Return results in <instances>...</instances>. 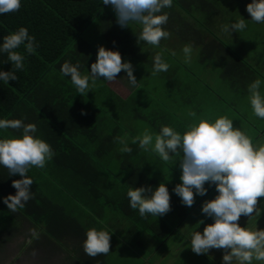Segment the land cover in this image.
<instances>
[{
    "label": "trees",
    "instance_id": "obj_1",
    "mask_svg": "<svg viewBox=\"0 0 264 264\" xmlns=\"http://www.w3.org/2000/svg\"><path fill=\"white\" fill-rule=\"evenodd\" d=\"M218 6L217 0H177L163 12L175 23L180 18L179 34L187 43L188 37H193L196 46L202 48L203 60L208 62L217 54L222 62L236 58L242 67L252 70L248 62L235 54L228 38L230 33L221 32L220 36L209 28L210 17L219 14L217 10L220 12ZM106 8L102 0H22L19 12L0 15V45L4 36L20 27L27 28L38 45L34 54H28L23 46L17 49L25 56L24 69L16 71L18 81L8 84L0 81V119H21L25 124H35L36 133L47 138L55 153L44 169L29 170L27 175L34 181L30 189L34 198L15 213L3 203V198L16 194L12 182L23 177L10 176L0 165V235L3 237V232L9 230V236L3 239L8 242L23 233L21 222L26 220L46 234V238L33 240V245L41 244L49 250H70L77 256L78 264H108L109 254L95 258L85 254L83 242L88 230L77 218L78 210L72 211L64 202L56 203L42 194L39 186L43 176L64 190L69 204L88 211L94 223L102 218L100 210L106 208L133 220L127 197L129 188L146 187L147 182L148 186H157L156 181H149L144 173L140 176L132 171L121 174L117 169L121 166L136 169L140 164L130 165V154L118 150L121 145L115 138L128 130L120 124V119H129L134 113L140 116L142 110L144 115L150 106L141 105L142 110H139L132 104L133 97L124 101L112 90L107 96L101 95L107 101L99 105L85 94L77 93L71 78L60 71L66 61L73 65L79 63L82 74L87 68L91 69L88 60L92 49L84 32L96 21L108 27L111 34L118 29ZM197 14L199 24L195 22ZM194 25L200 27V32L193 31ZM207 38L210 40L205 42ZM12 69L7 54L0 52V71ZM82 111L87 115H82ZM141 121L154 125L147 115ZM20 136L22 130H0V139ZM133 145L139 146V143ZM61 173L62 176L68 173L70 183L73 178L74 184H80L79 189L71 190L69 180L63 179ZM156 221L158 224L161 220Z\"/></svg>",
    "mask_w": 264,
    "mask_h": 264
},
{
    "label": "clouds",
    "instance_id": "obj_2",
    "mask_svg": "<svg viewBox=\"0 0 264 264\" xmlns=\"http://www.w3.org/2000/svg\"><path fill=\"white\" fill-rule=\"evenodd\" d=\"M102 3L111 6L121 28H131L134 24L141 26L139 34L135 33L138 44L144 42L158 48L162 40L171 36V32L165 28L169 15L163 10L171 8L173 0H102ZM21 7L22 0H0V15L19 12ZM246 11L251 16V22L264 24V0H252L247 4ZM247 26V20L241 16L236 22L222 25L221 28L224 33L232 34L244 31ZM21 46L28 54H34L38 47L35 37L29 35L27 28L20 27L3 37L0 52L7 54L13 66L12 71H0V81L6 84L18 81L16 71L24 69L25 56L17 51ZM182 51L185 62L190 63L193 46L186 44ZM172 54L175 55V52ZM80 67L79 63L73 65L66 61L60 71L71 78L81 96L92 92L97 80L113 82L121 72L127 73L132 87L138 85L131 62H124L119 51L103 46L98 48L90 74H82ZM169 67L161 54L157 53L151 75L167 72ZM261 84L262 81L256 79L248 85V91L254 115L264 120ZM81 114L87 115L84 111ZM189 115L196 117L195 112H189ZM233 122L228 116H220L214 122L200 119L198 123L190 124L183 134L170 126H161L158 134L146 129L132 143L138 142L140 149L158 154L164 162H173L175 157H181V183L175 186L173 192L180 197L184 206L192 207L197 195L206 196V184L215 186L218 195L202 205V214L212 218L214 223L205 226L202 233L195 230L190 234V248L195 254L206 255L213 249L223 250V264H264V230L241 227L239 223L241 217H248L250 223L264 213V207L260 205V198L264 197V144H254L250 136L234 127ZM8 129L22 130L21 137L0 139V165L8 170L10 176L23 177L12 182L16 194L3 198V203L15 213L34 198L30 190L34 181L27 175L29 170L33 167L44 169L55 153L49 143L35 136V124H25L21 119H0V130ZM115 141L125 143L119 136ZM121 151L130 154L132 148L125 146ZM127 197L130 208L138 210L145 219L148 216L162 217L172 210L171 195L163 182L155 189L151 186L129 188ZM201 224H204L203 220L196 226L199 228ZM30 234L39 239L36 229H30ZM111 238L106 230L89 229L83 242L85 254L91 258L108 255L111 252Z\"/></svg>",
    "mask_w": 264,
    "mask_h": 264
},
{
    "label": "crops",
    "instance_id": "obj_3",
    "mask_svg": "<svg viewBox=\"0 0 264 264\" xmlns=\"http://www.w3.org/2000/svg\"><path fill=\"white\" fill-rule=\"evenodd\" d=\"M213 16L214 17H210L209 21L208 18H206L209 28L212 29V31H214L215 33H220L221 36V32L223 31L214 29L213 27L214 24H217V19H215V17L217 16ZM239 16L240 14L238 13L237 19ZM172 20L173 19H171V17L169 16V22L165 26V28L166 30L173 32L171 33L172 36H170L169 39L162 40L161 45L163 48L167 46L175 48L178 46V43H180L178 42L179 40L182 42L181 35L179 34L180 18L178 19V21L176 20V23L174 20ZM234 22L236 21H233L232 23ZM248 28L249 27H247V29ZM193 29V31L197 29L200 32V27L196 28V26L194 25ZM239 34L240 32H232V34H229L228 38L231 41V45L234 46L233 49L235 51V54L239 55V57H241L244 62H248L249 66L252 67V70H249L246 67H242V64H240V62H237L235 60L236 58L234 57V59H232V62H230V59L228 58L226 59V61L222 62L221 60H219V55L215 54L213 57H210L207 62L205 61V59L203 60L202 56L204 53L202 54V48L196 46L195 41H193L192 44L194 45V47L200 50V57L197 58V62L202 65H204L203 62L208 63L205 64L207 66H204V71L210 75V80H208V83H203L202 87L199 88L196 81H198L197 79L201 80V78H197L195 74H193L192 76L189 72L187 75L186 73H183V75H185V78H183L181 74L182 72L180 71L172 73L162 72V78L166 79L167 82V93L176 92V96L172 99V101H176V103L178 104L176 105L177 107L184 106V110L178 111V113H180L179 116H181V120L183 121H179L177 116H174L177 121H175L174 118L171 117L173 114H171V112H169V110L167 109V104L161 105L164 106V109H153L152 111L155 112L149 111L151 105L148 104L150 107L148 110H146V113L144 115L143 110L140 107V110H142L140 116H138L137 113H134L133 116L129 117V119H120V124L126 127L128 130L124 131L121 135V138L124 139L125 143L120 144L121 147H119L118 150L121 152V149L123 147H131L132 152L128 157V161L130 162L129 164H139V162L140 164L136 169H125L126 166H121V168H117L119 169L118 172L124 174L125 172L132 171L138 176L144 173L147 178L149 177V181H156L157 186H151L153 189L157 188L162 182L166 183L171 195L172 210L170 211V214L164 215L162 217L148 216L146 219L142 218L139 215L138 210H136L137 213L135 212V210H131L130 212L133 215V220H127L122 215L115 213L107 208V210H100V212L102 213V218L95 223L101 225L102 230H106L111 234V252L117 251L120 252L122 256H128L126 252L129 251V255L133 256L132 261H139L141 264H223V250L213 249L206 255H197L190 248L191 232L198 230L202 233L205 226L214 223V220L212 218H209L206 215L202 214V205L205 201L212 200L216 195H218L215 190V186L206 184L205 187L208 189L207 195L203 197L197 195L196 202L192 207L184 206L181 203L180 197H178L173 192L175 186L181 183L180 176L182 172L179 167V160L181 157H175L173 162H164L160 157L155 158L154 154L151 151L146 152L140 149L139 146L133 145L131 141L137 137V134H134L133 130V120L141 121V118L145 115H147L148 118L154 121L153 126L156 127L158 133L160 132L161 126H170L181 134H183L187 130L190 124L198 123L200 119H206L214 122L215 119L219 118L220 116H228V118L234 121V127L240 128L248 136H250L254 144H264V120L254 115L250 105V93L248 91V85L256 79H260L262 81L260 92L262 95H264V43L257 41V37L256 40L255 38L250 37V39L254 41L256 45H253L252 42L250 52L248 53L247 51L246 53L245 51H241L237 47L238 44L244 41L243 38L239 37ZM173 35L175 36V39H173ZM190 38L191 40H193L192 36L190 35L188 37L187 44H190ZM128 40L130 41V39ZM208 40L210 39L207 38L205 42H207ZM135 45L136 41L131 42V44L129 45L130 49L135 48ZM122 51H124V49ZM191 63L192 61L188 64L191 65ZM214 70L220 71V76H218L214 72ZM121 76V79H118V81L124 88V86L129 84H127L126 82L127 78H125L124 75ZM188 79L190 82H187ZM216 79H218L217 82H220V85L218 84V86L216 83H214ZM110 84L111 82L109 83V85ZM210 86L218 88V93H216V91H213ZM110 89L117 97L123 100V97L117 94V92H115L112 88ZM76 92L78 93V91ZM135 95L136 93H133L131 91V93H129L125 98H132ZM157 106L159 107V103ZM187 107L193 108L191 112L196 113L195 118L189 116L190 110H188ZM172 111L174 110L172 109ZM158 122L160 123V125ZM126 133H129L131 135V138H126L128 137ZM35 136L44 140L45 142L47 140L44 135L40 136L39 134L35 133ZM124 165H126V163H124ZM62 177L66 181L69 180L68 173H65ZM45 179H48L49 181H46ZM79 185L74 184L73 178L71 179V183L69 180L68 186L71 190L79 189ZM146 187H148V182ZM39 188L42 194L44 193L54 202H64V205L66 207L69 206L72 211H76L77 209L79 212V216L82 218V221L85 224L83 225L86 228V231L90 229V224H92L93 228H95L94 221L91 218L90 213H88V211H86L85 209L75 208L76 205H74V203L69 204L67 199L68 197L60 194L64 193V190L61 189L58 184L52 182L49 178H46V176H43V178H41L40 180ZM260 205L261 207H264V197L260 198ZM156 220L161 221L156 224ZM201 220L204 221V224H201L198 228L196 225ZM248 220V217H241L239 221L241 227H249L253 229L258 228L264 230V213H262L261 217L257 218V220H254L250 223H248ZM25 222L29 223L26 220L22 221L21 223L24 225ZM33 228L36 229L35 227ZM37 232L39 234L42 233L41 230ZM30 237L32 238V236ZM128 241L134 242L133 244L135 247L132 246ZM54 252H60V258L61 260H63V264H70L74 259L78 261L77 256L74 255L70 250H67V252L66 250H54ZM68 252H70L71 254H68ZM203 256L206 257L205 260L203 259ZM254 264H258V262H254Z\"/></svg>",
    "mask_w": 264,
    "mask_h": 264
},
{
    "label": "rangeland",
    "instance_id": "obj_4",
    "mask_svg": "<svg viewBox=\"0 0 264 264\" xmlns=\"http://www.w3.org/2000/svg\"><path fill=\"white\" fill-rule=\"evenodd\" d=\"M176 1L177 0H173V4ZM251 2L252 0H217V3L219 5L218 9L220 10V12H218L217 10V13H219L216 15L217 17L215 18L217 19V24L213 25L214 29L222 30L221 28L222 25L225 24L230 25L232 24L233 21H237L238 19H240L241 16L244 19H246L248 24L247 27L249 28L248 29L246 28L244 31L240 32L239 37L243 38L244 41L237 45V47L241 51H245L246 53L247 51L248 53L250 52L252 42L253 45H256V43L252 41L250 37L255 38V40L257 37V41L264 43V24H256L251 22L250 21L251 16L246 11L247 4ZM106 9H107L106 10L107 13H109V16L111 17L113 22L118 24L116 22V14L111 8V6H107ZM238 13L240 14V16L237 19ZM195 18H196L195 22L199 24L198 21H201L199 15L197 14ZM206 18L207 17H205V20ZM140 31H141L140 25L134 24L131 26V28L130 27L121 28L118 24V29L116 31L114 30V33L111 34V31L109 30L108 27H103L100 25L98 21H96L84 32L83 35L85 39L91 44V49H92V55L88 60L90 61V66L92 63L96 62L98 48L103 46L108 50L119 51L122 54L124 62H131L134 68V75L136 76L138 81L137 87L134 88L130 85L127 79L126 82L129 85L125 84L126 86H124L123 88L122 84L118 81V79H121L122 77L121 75H124L125 78H127L126 77L127 73L121 72L120 74H118L117 79L111 82L110 85H109L110 82L104 79L97 80L96 87L92 89V92H89L88 94L86 93L85 95L91 101H95L100 105L107 101L106 98L101 97V95L104 96L105 94V96H107L108 91H111L110 88H112L115 92H117V94L123 97V100H125L126 99L125 97H127L128 94L131 93L132 91L133 93H136V95L133 97L132 104H134V106L137 109L140 108L141 105H148V104L151 105L149 111H152L155 108L164 109V106L161 105L167 104L168 106L167 109L169 110V112H171V114H173L171 117L174 118V116L175 117L177 116L179 121H183L181 120L182 118L181 116H179L180 113H178V111L184 110V106L177 107L176 105L178 104L176 103V101H172V99L176 96V92L167 93L166 91L167 82L166 79L162 78L163 76L162 72H159L156 75H151L153 71L154 57L157 53H159L161 54L162 59L170 65L169 70L166 73L180 71L182 72L181 74L183 78H185V75H183V73H186L187 75L189 72L190 75L193 76V74H195L197 78H201V80L197 79L198 81H196L198 83L199 88L202 87L203 83L204 84L208 83V80H210L209 78L210 75L204 71L205 69L204 66H207L205 64L208 63L203 62L204 65H202L199 62H197V58L200 57L199 56L200 50L194 47V45L192 44L193 40H191V38H190L191 40L190 44L193 46V51L191 54L192 63L191 65H189L188 63L185 62V55L182 51L183 47L187 44V42L184 41L185 39L184 36H183L184 39L181 37L182 42L179 40L178 42L180 43H178V46L175 48H172L170 46L163 48L162 45H160V47L157 48L148 45L144 42L138 44L136 34H139ZM172 32L173 31H171V33ZM112 35H115V37ZM128 39H130L131 42L136 41L135 48L130 49L129 45L131 44V42ZM173 39H175V36L173 37ZM123 49L124 51H122ZM173 52H175V55L172 54ZM90 70L91 69L87 68L84 74H90ZM214 72L218 76H220V71L214 70ZM217 80L218 79H216L214 83H216L218 86V84L220 85V82H217ZM187 82H190L189 79ZM210 87L213 91H216V93H218L217 92L219 91L218 88L212 86ZM158 103H159V107L157 106ZM172 109L175 112L172 111ZM187 109L190 110V112L191 110H193V108H188V107ZM174 120L177 121L175 118ZM133 123H134L133 126L134 134H137V136H140L146 129L153 134H158V130H156V127L149 124L148 122L133 120ZM126 135L128 137L126 136L124 137L131 138V135L129 133H126ZM152 153L154 154L155 158L159 157L158 154L154 152ZM45 180L49 181L48 179ZM60 194L64 195L63 193ZM75 214L79 219V221H81L82 224H84L82 218L79 216V212L77 211L75 212ZM168 214H170V212ZM23 226L25 228L23 233L19 235L16 234V236L11 240H9L8 242H6L3 239L9 236V232H8L9 230L3 232V237L2 235H0V264H63V260H61L60 258L61 255L60 252L57 253L54 252V250L51 251L47 247L41 246L39 244L33 245V240H35V238L30 237L31 236L30 229L33 228L31 224L25 222ZM94 226L97 230L98 229L102 230L101 225H99L98 223H94ZM40 237L46 238V234L41 233L39 234V238ZM29 240H31V243H28ZM129 243L132 246H134L133 244L134 242H129ZM33 252H35L36 254L33 255ZM126 253L128 256H122L120 252L112 251L108 258V264H141L139 261H134V260L132 261L133 256L129 255V251ZM203 259L205 260L206 257L203 256ZM73 261H71L70 264H78V261L76 259H74Z\"/></svg>",
    "mask_w": 264,
    "mask_h": 264
}]
</instances>
